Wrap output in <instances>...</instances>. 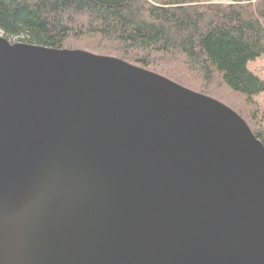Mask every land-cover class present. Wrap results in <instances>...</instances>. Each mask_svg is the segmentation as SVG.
<instances>
[{
  "label": "water",
  "instance_id": "water-1",
  "mask_svg": "<svg viewBox=\"0 0 264 264\" xmlns=\"http://www.w3.org/2000/svg\"><path fill=\"white\" fill-rule=\"evenodd\" d=\"M0 264H264V147L160 74L0 34Z\"/></svg>",
  "mask_w": 264,
  "mask_h": 264
},
{
  "label": "trees",
  "instance_id": "trees-1",
  "mask_svg": "<svg viewBox=\"0 0 264 264\" xmlns=\"http://www.w3.org/2000/svg\"><path fill=\"white\" fill-rule=\"evenodd\" d=\"M10 43L81 49L160 74L234 110L264 147V0H0Z\"/></svg>",
  "mask_w": 264,
  "mask_h": 264
},
{
  "label": "rangeland",
  "instance_id": "rangeland-1",
  "mask_svg": "<svg viewBox=\"0 0 264 264\" xmlns=\"http://www.w3.org/2000/svg\"><path fill=\"white\" fill-rule=\"evenodd\" d=\"M247 68L256 74L259 78L264 79V57H259L247 63ZM258 104L264 106V92L255 97Z\"/></svg>",
  "mask_w": 264,
  "mask_h": 264
}]
</instances>
